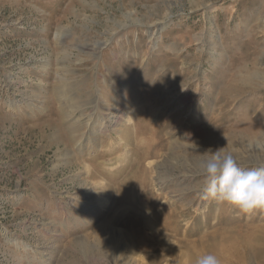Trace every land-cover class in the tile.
Wrapping results in <instances>:
<instances>
[{
	"label": "rangeland",
	"instance_id": "obj_1",
	"mask_svg": "<svg viewBox=\"0 0 264 264\" xmlns=\"http://www.w3.org/2000/svg\"><path fill=\"white\" fill-rule=\"evenodd\" d=\"M220 148L264 165V0H0V264H264Z\"/></svg>",
	"mask_w": 264,
	"mask_h": 264
},
{
	"label": "clouds",
	"instance_id": "obj_2",
	"mask_svg": "<svg viewBox=\"0 0 264 264\" xmlns=\"http://www.w3.org/2000/svg\"><path fill=\"white\" fill-rule=\"evenodd\" d=\"M200 175L207 196L244 211L264 207V165L245 170L231 153L220 148L207 152V159L200 163ZM194 264H220V260L205 253Z\"/></svg>",
	"mask_w": 264,
	"mask_h": 264
},
{
	"label": "bare ground",
	"instance_id": "obj_3",
	"mask_svg": "<svg viewBox=\"0 0 264 264\" xmlns=\"http://www.w3.org/2000/svg\"><path fill=\"white\" fill-rule=\"evenodd\" d=\"M62 42V41H61ZM108 108V107H107ZM109 110V109H108ZM91 112H92V110H91ZM84 113V112H83ZM86 115V114H85ZM93 115V114H92ZM105 118V117H104ZM130 119V118H126V116L123 114L122 115V118H120V121L122 120V119ZM90 119V118H89ZM119 121V120H118ZM85 126H86V130H87V128H88V124H85ZM89 129V128H88ZM89 132V131H88ZM82 134V133H81ZM82 187H84V188H82V189H85V187H86V185L85 184H83L82 185ZM109 231H104L103 232V234H102V239H101V241H102V243L104 242V241H107L108 242V245L110 246V247H115V241L113 240V239H111V237H109ZM101 243V242H100ZM100 246H101V244H99ZM107 245V244H106ZM102 247V246H101ZM106 264H110L108 261H106Z\"/></svg>",
	"mask_w": 264,
	"mask_h": 264
}]
</instances>
